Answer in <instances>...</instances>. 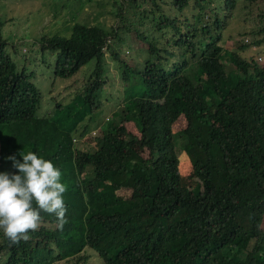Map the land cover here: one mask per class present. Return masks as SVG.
Masks as SVG:
<instances>
[{"label":"trees","instance_id":"16d2710c","mask_svg":"<svg viewBox=\"0 0 264 264\" xmlns=\"http://www.w3.org/2000/svg\"><path fill=\"white\" fill-rule=\"evenodd\" d=\"M236 1L171 0L178 11L195 6L188 16L158 0H115L116 24L75 21L25 52L2 36L0 19V164L18 174L7 157L32 151L67 186L63 229L41 211L26 242L0 230V264H86V246L98 264H264V66L212 35ZM259 19L240 49L264 52V7ZM130 32L137 45L123 48ZM49 50L53 75L89 72L67 102L39 115L25 55ZM106 56L121 87L101 105L114 75Z\"/></svg>","mask_w":264,"mask_h":264},{"label":"rangeland","instance_id":"374dc122","mask_svg":"<svg viewBox=\"0 0 264 264\" xmlns=\"http://www.w3.org/2000/svg\"><path fill=\"white\" fill-rule=\"evenodd\" d=\"M115 0H0V19L4 20L1 25L2 36L7 40H17L21 44L20 51H27V44L32 38H37L43 33L69 32L71 25L75 21H83L88 24L96 23L105 28L117 23L116 17L113 14ZM121 0H116V7ZM140 6L143 8L151 7L149 0H139ZM164 11L169 14L185 13L190 15L196 10L192 4L178 11L170 4H163ZM264 7V0H237L236 5L232 10V14L226 19L223 28H219L220 43L225 46H236L241 42H247L253 34L250 30L252 27L260 25L259 12ZM212 16L204 13L203 20L210 21ZM137 42L135 35L130 32L128 41L123 45V48H134ZM264 45V44H262ZM36 47V45H32ZM238 53V52H237ZM38 57V51L34 52ZM106 54V52L104 53ZM242 56L240 53H238ZM242 54L252 56L259 55L261 59H257L258 65L264 66V52L259 51L255 45L246 49ZM130 55L133 57L134 52ZM28 70L35 75L32 80L35 81L41 92L40 107L37 110L39 115L46 114L52 109H56L57 105L67 102L75 93L76 89L84 82L89 69L81 68L70 77L55 76L51 72V62L54 58L52 51L43 52L38 60L32 59V53L26 55ZM41 59L43 63L40 62ZM224 67L231 65L230 60L226 56L222 58ZM22 63V58H18ZM28 61L30 62L28 66ZM90 59L85 64L92 62ZM105 62L108 65L109 72H114V75L106 79L103 85L101 95V105L106 102L109 104V97L114 96L119 92L121 84L118 76L115 74L113 62L106 56ZM84 66V65H83ZM105 108L102 107V113H105ZM0 172H10L6 165L0 164ZM262 227L264 228V218H262ZM81 253L86 255V264H98L101 262L95 250L85 247ZM242 255H245L242 253ZM53 264H64L63 260H57Z\"/></svg>","mask_w":264,"mask_h":264},{"label":"clouds","instance_id":"9594fccd","mask_svg":"<svg viewBox=\"0 0 264 264\" xmlns=\"http://www.w3.org/2000/svg\"><path fill=\"white\" fill-rule=\"evenodd\" d=\"M158 3L161 6L172 5L171 0H158ZM223 27L215 28L212 33V35L219 34V42L221 37L218 29ZM243 43L233 47L220 44L224 49L235 50L242 54L249 49V47L240 49L239 46ZM253 57L255 60L261 59L259 55ZM20 155L22 162L16 158V155L7 157V160L12 162V167L18 170V174L0 172V230L4 237L14 244L21 240L28 241L31 238L29 232L38 230L42 219L41 211L54 214L61 230L67 223V208L63 198L67 186L61 182V170L50 160L38 157L32 151H28L27 154L21 152ZM98 257L100 258L99 255Z\"/></svg>","mask_w":264,"mask_h":264},{"label":"built area","instance_id":"2783aa9c","mask_svg":"<svg viewBox=\"0 0 264 264\" xmlns=\"http://www.w3.org/2000/svg\"><path fill=\"white\" fill-rule=\"evenodd\" d=\"M259 58V57H258Z\"/></svg>","mask_w":264,"mask_h":264}]
</instances>
